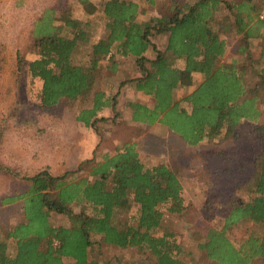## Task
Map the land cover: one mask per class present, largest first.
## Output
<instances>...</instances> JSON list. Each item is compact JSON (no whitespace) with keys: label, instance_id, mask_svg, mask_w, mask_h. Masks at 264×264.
<instances>
[{"label":"trees","instance_id":"trees-1","mask_svg":"<svg viewBox=\"0 0 264 264\" xmlns=\"http://www.w3.org/2000/svg\"><path fill=\"white\" fill-rule=\"evenodd\" d=\"M147 2L158 9L159 15L140 18L144 10L134 0H80L81 13L77 14L69 9L61 14L57 8L46 9L33 29L31 58L19 57L16 63L21 69L28 65L33 77L42 79L43 104L76 101L80 96L91 104L88 98L97 81L98 62L117 49L125 56L136 57L134 65L139 74L131 81L156 99L153 108L136 104L132 116L135 121L154 123L164 114L160 122L189 146L221 136L234 137L243 119L259 121L260 103L264 105V67L237 65L236 59L221 62L227 51L224 35L243 33L237 41V52L252 46L254 33L246 27L254 19L253 0ZM223 7L235 14L233 25L217 21L216 12ZM244 12L252 17L246 19ZM256 15L261 16L260 12ZM257 21L264 29V17ZM101 26L110 33L93 43L91 64L78 63L80 42H89L93 30ZM179 59L185 61L184 68L177 66ZM6 64L5 46L0 43V72ZM194 73L203 74L204 81L184 98L187 107H181L174 101V90L180 84H192ZM128 81L123 80L122 85ZM100 93L92 108L82 109L77 120L97 127L100 121L120 115L119 100L112 95L114 116H98L107 105ZM260 128L264 131V123ZM4 138L5 131L0 129V143ZM139 145V141H129L100 159L95 151V156L63 174L55 175L44 168L25 175L28 188L3 200H22V218L6 227L8 238L16 244L14 251L9 253L8 242L0 238V264H102L105 245L137 248L153 255L157 264H191L179 257L182 248L173 232L159 233L164 209L177 214L188 209L178 170L181 165L161 162L148 166ZM3 167L0 162L1 171ZM87 167L89 174L80 175ZM254 167L250 177L254 181H249L252 198L244 201L239 191L229 196L227 211L220 218L222 227L208 226L199 244L202 259L211 264L264 261V147L255 154ZM128 210L130 217L124 221L122 215ZM54 214L66 216L68 223L56 224ZM241 224L249 225L247 236L234 242L231 231ZM95 250L99 252L93 256Z\"/></svg>","mask_w":264,"mask_h":264},{"label":"rangeland","instance_id":"rangeland-1","mask_svg":"<svg viewBox=\"0 0 264 264\" xmlns=\"http://www.w3.org/2000/svg\"><path fill=\"white\" fill-rule=\"evenodd\" d=\"M136 1L144 10L141 18L148 19L159 14L158 9L146 0ZM51 7L57 8L59 14L64 12L63 9L77 14L81 13L82 6L80 0H0V43L4 44L8 58V64L0 72V129L5 131V138L0 143V161L3 168L8 163L10 168L17 170L13 174H1L0 197L10 193L12 188L26 190L29 181L25 175L49 164L53 165L55 172L69 167L75 170L86 159L81 158L83 152L94 149L89 157L95 156L96 151L100 159L105 153L115 152L118 146L139 141L140 154L148 166L161 162L169 166L181 165L178 170L182 174L188 209L180 214L164 209L163 227L159 233L175 234L182 248L179 253L181 259L191 264H211L202 259L199 244L204 241L203 235L208 226L222 227L220 218L227 211L229 196L239 191L244 201L252 198L253 185L249 181H254L250 178L255 170L254 156L259 148L264 147V131L260 128L264 116L260 123L243 120L234 137L225 139L221 136L189 146L166 124L152 126L134 122L132 110L124 108V103L141 97L126 89L120 95L122 104H119L118 117L100 121L97 127L81 124L75 117L81 103L65 100L56 105L43 104L42 79L33 77L28 65L21 69L16 64L19 57L32 56L33 29L43 12ZM94 31L97 32L96 29ZM230 43H234L233 40ZM257 45H253L252 49H256ZM81 53L82 50H79L77 60ZM122 59L123 63L130 64V59ZM242 59H245L244 63H249L246 56ZM192 87L179 85L174 90L175 101H179L181 107H187L188 102L184 98ZM143 97L147 98L144 94ZM89 170L87 167L80 175L87 176ZM209 171L210 175H207ZM130 210L122 215L124 221L130 217ZM52 218L56 224L68 223L64 215L54 214ZM247 225L241 224L232 229L230 238L234 242L245 239ZM103 249L102 264H157L153 255L137 248L128 250L105 245ZM98 252L95 250L92 255ZM254 264H264V261Z\"/></svg>","mask_w":264,"mask_h":264},{"label":"crops","instance_id":"crops-1","mask_svg":"<svg viewBox=\"0 0 264 264\" xmlns=\"http://www.w3.org/2000/svg\"><path fill=\"white\" fill-rule=\"evenodd\" d=\"M94 1L101 2V0H94ZM134 1H136V0H134ZM181 1L182 2L190 1L192 3L195 0H181ZM136 2H138V1H136ZM253 5L255 6V9H256L254 11V19H253L252 15L249 16L246 14V12H244V14L246 15V19H250L252 17L250 23L246 27V29H249V28L252 29L253 33H254V34H252V39H253L252 46L247 47V49H245L244 52H241L239 50L237 52V50H236L237 49V46H236L237 41L240 37H243V33H241L239 35H236L235 33L229 34V35H224L227 39V51H226V55L221 59V62L232 63L236 59L237 65L250 66V67L254 66V67H256V68L258 67L260 69L264 67V54H263L264 46L262 45V40H261V38H263L262 36L264 35L263 34L264 29L260 28L259 25L257 24V22H258L257 20H259V17L261 19L264 17V0H253ZM51 8H53V7H51ZM141 8H142V6H141ZM238 12H239V10H238ZM256 12H260L261 16L258 17L256 15ZM157 15H159V14H157ZM216 16H217V21L220 23H223L224 25H233L234 24L235 14L230 12V10L227 8H224L221 11L216 12ZM140 18H141V16H140ZM96 30H97V32H95V31L93 32L89 42H83V43L80 42L78 51L82 50V53H81V56L78 57L79 58L77 60L78 63L84 64V65L91 64L90 57H91L93 43L98 42L99 39H101L103 37H107L108 34L110 33V31L107 29H104L103 26L99 27ZM231 40H233L234 43H230ZM253 45H257L256 49L255 48L252 49L253 47H255ZM249 52H252V54H249ZM245 56L248 58L249 63H244L245 59L241 60V58H245ZM28 57L31 58L30 55ZM123 57L126 59H130L129 65H127L126 63H123V59H122ZM135 58L136 57L132 54L125 56L121 52H119L117 49H113L106 55V57L104 59H102L98 62L97 68L95 70L98 72L97 73L98 75L96 78L97 81H95L93 91L89 93L88 100H89V103L92 104L93 100H95V98H96L97 93L101 92L100 95L102 97V101L107 102V105L103 106L99 110V112H98L99 117L112 116L113 115V112H114L113 107L114 106H113V100H111L112 95H117V98L119 100L120 95L122 93H124L126 89L132 90L133 92L139 94V96L141 97V98L138 97L139 98L138 100L128 101L127 103H124L125 104L124 108L126 107V108H129L130 111L132 110L131 111L132 114H133L134 110H137L138 106L136 104L138 102H141L150 108H153L155 106V103H156L155 97L146 93L143 90H138L136 88L134 82L131 81L135 76H137L139 74V72L137 71V66L134 65L136 63V62H134ZM124 64H126V65H124ZM177 66H179L180 68H184L185 61L182 59H179L177 61ZM128 77H131V78H128ZM196 78H198L199 80H197ZM126 79L130 80V81H128L126 84L122 85L123 80H126ZM203 81H204L203 74L194 73V78H193L192 84H190V85L180 84V85H183L186 87L187 86H193L192 87L193 89L190 92V93H192ZM98 91H100V92H98ZM143 94L145 96H147V98L143 97ZM173 98L175 101L174 93H173ZM86 100L84 101L82 96H80L76 100V101H78V103H81V104L79 105V108L76 111L75 117L77 115H81L82 109L92 108L91 104L85 103ZM175 102H178V101H175ZM119 104H122V102L119 101V103L117 105V110L121 109L119 107ZM263 106H262V103H260L259 108L262 111V113L259 116V119H258L259 121H257V122L248 121V122H250V123L262 122L260 120L264 116ZM163 117H164V114L160 115L159 119L156 120L154 123H149V122L142 121V120H139V121L138 120L135 121L134 119H132V120L134 122H136L137 124H143V125H149L150 124L152 126L153 125L155 126V125H159V124H164V123L160 122V119ZM244 121H246V120H244ZM79 122L81 124L87 126L83 121H79ZM89 151L90 152H88V151L83 152L82 153L83 155L81 156V158H86V159L91 158L89 156H91L93 154L94 149H91ZM66 157H67V154H66ZM83 160H85V159H83ZM6 164H7V166L3 169L4 171H1V169H0V176L2 173L3 174H13V172L14 173L17 172L16 169L10 168L8 163H6ZM44 168H49L55 175L63 174L66 170H70V167H69L64 171L55 172L53 170V165H51V164H49V166H46ZM44 168L42 167L38 171H36L34 173H30L29 175H33V174L39 172L40 170H42ZM14 180H15V178H14ZM21 192H23V191L22 190L16 191L14 188H12L11 192L6 194L7 196L1 195L3 197H0V238L3 240H6L8 242L9 253L15 250L16 244L12 238H8V235L6 232V227H10L13 224L15 225L16 223H18L21 220V218H22V216H21L22 215V209H21L22 200L6 201V202H4L3 200L7 197L19 195ZM5 203H8V204H5Z\"/></svg>","mask_w":264,"mask_h":264},{"label":"built area","instance_id":"built-area-1","mask_svg":"<svg viewBox=\"0 0 264 264\" xmlns=\"http://www.w3.org/2000/svg\"><path fill=\"white\" fill-rule=\"evenodd\" d=\"M56 245L58 244V241L57 240H55V242H54Z\"/></svg>","mask_w":264,"mask_h":264}]
</instances>
